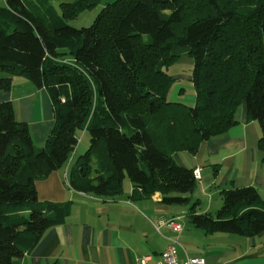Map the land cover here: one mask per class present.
Returning <instances> with one entry per match:
<instances>
[{"label": "trees", "instance_id": "16d2710c", "mask_svg": "<svg viewBox=\"0 0 264 264\" xmlns=\"http://www.w3.org/2000/svg\"><path fill=\"white\" fill-rule=\"evenodd\" d=\"M101 1L63 3L61 12L45 0L35 10L24 0L0 6V90L24 77L50 93L55 115L38 148L13 105L0 103V264H25L43 235L71 215V202L40 201L36 183L69 163L80 132L89 133L90 147L69 186L115 199L128 178L132 199L160 193L167 206L189 204L185 196L197 189L194 170L174 155H194L229 131L243 105L261 126L264 151V0L244 16L230 0H202L205 10L189 18L190 0H115L90 27L69 24ZM181 48L193 60L194 106L168 100L176 80L167 70ZM222 198L215 214L198 213L196 200L192 224L207 233H264V199L255 188L224 190Z\"/></svg>", "mask_w": 264, "mask_h": 264}, {"label": "crops", "instance_id": "0c3cea01", "mask_svg": "<svg viewBox=\"0 0 264 264\" xmlns=\"http://www.w3.org/2000/svg\"><path fill=\"white\" fill-rule=\"evenodd\" d=\"M24 1L34 10L39 5V0ZM45 1L61 12V4L75 0ZM112 2L102 0L99 6L103 8ZM5 5L6 0H0V6ZM187 79L194 88L192 75ZM12 82L9 92L0 90V103L13 105L17 121L29 126L34 145L42 148L55 125L52 97L45 88H38L24 77L15 76ZM184 94L185 90L180 89L178 100ZM195 104L196 98L192 106ZM237 121L226 133L203 142L196 154L174 155L179 165L199 170L197 189L192 194L200 202L198 208L202 206L197 208L198 213L215 214L211 211L214 204L216 208L222 207L224 190L253 187L264 199L261 126L257 121H248L245 105L239 109ZM78 147L67 165L36 183L40 201L71 202V215L65 224L43 235L35 250L23 258L25 264H139L142 257L155 263L172 241L178 242L181 260L202 258L206 264H264V233L255 237L207 233L183 224V231L175 233L167 223L173 219L181 222L182 215L163 204L160 193L147 199H132L134 186L130 180H125L123 195L115 199L74 190L68 177Z\"/></svg>", "mask_w": 264, "mask_h": 264}, {"label": "rangeland", "instance_id": "374dc122", "mask_svg": "<svg viewBox=\"0 0 264 264\" xmlns=\"http://www.w3.org/2000/svg\"><path fill=\"white\" fill-rule=\"evenodd\" d=\"M112 1H115V0H112ZM224 1H226V0H224ZM230 3L232 4L234 10L237 13L242 14L243 16L245 14L249 13V10L250 11H257V10L260 11L261 10V8H259L256 5V2L254 0H230ZM188 6L191 7V9L187 10V13H188L187 17L188 18L193 16L194 13L196 14L198 12H203L206 8V6L202 0H190L188 2ZM101 9H102V7L98 6L91 11H86L85 13L80 15L78 19L71 21L69 24L71 26L79 28V29L90 27L94 23L97 15L100 13ZM167 11H169V10H167ZM235 26L239 27V24H236ZM177 31H178L177 33H181L180 32L181 27H178ZM144 40L147 41V37H144ZM239 40H240V36H239ZM175 52H176V54L181 56V58L174 65L169 67L167 70L169 75L174 76V77H178L175 84L173 85L170 93H169L168 100L171 102H180V103H183L187 106H192L193 103L195 102L196 96H195L194 88L191 87L192 84L187 79V77L189 75H192L193 60L189 57L188 50L185 48H183V49L181 48ZM180 89H184L185 94H184L183 98L178 100ZM182 96H183V94H182ZM94 101H95V94H94V97H93L92 103H91V104H93V106H95ZM79 138H80V143H79V147H78L79 153L77 152L78 154H76L77 156L74 159V165L76 164L77 160H79L78 158L80 157V155L85 154V152L89 149L90 142H91L90 141L91 138H90L89 133L80 132ZM83 147H85V149H83ZM125 180H126V182L129 181L128 178H126ZM185 197H190L191 202L187 205H173L172 210H173V213L177 212L178 214L182 215L181 223L184 225V227H189V226L193 227V224H192L191 219L189 217V212H190V207L195 202V195H186ZM198 209H202V206H200ZM218 209H220V208H216V206L214 204L213 210L211 212L216 213L218 211Z\"/></svg>", "mask_w": 264, "mask_h": 264}, {"label": "built area", "instance_id": "2783aa9c", "mask_svg": "<svg viewBox=\"0 0 264 264\" xmlns=\"http://www.w3.org/2000/svg\"><path fill=\"white\" fill-rule=\"evenodd\" d=\"M194 174L196 179L199 178V170H195ZM167 226L170 230L178 234L183 231V225L180 219L170 220ZM177 245V241H172L157 262L152 263L149 257H142L139 259V264H206V261L202 258H187L181 260Z\"/></svg>", "mask_w": 264, "mask_h": 264}]
</instances>
